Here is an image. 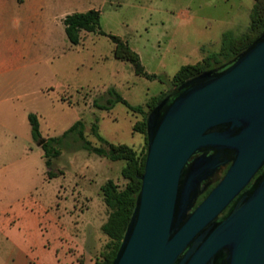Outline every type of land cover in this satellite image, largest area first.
Segmentation results:
<instances>
[{
  "label": "rangeland",
  "instance_id": "374dc122",
  "mask_svg": "<svg viewBox=\"0 0 264 264\" xmlns=\"http://www.w3.org/2000/svg\"><path fill=\"white\" fill-rule=\"evenodd\" d=\"M256 1L70 0L71 6L51 8L69 14L99 11L100 29L126 41L144 70L158 76L155 80L114 59V45L105 36L88 33L72 45L62 19L10 23L16 40L27 37L28 53L0 77V255L17 258L29 251V264L35 255L48 258L55 250L61 264L101 259L108 239L100 228L109 209L98 190L108 179L125 184L124 162L81 149L70 136L54 148L59 154L48 168L38 143L60 137L80 120L93 147L101 144L91 132L95 128L110 143L144 152V134L133 131L142 116L120 102L108 110L97 107L105 105L107 91L149 112L173 89L171 80L182 66L211 59L221 51L224 36L235 39L249 30ZM217 65L211 61L204 71ZM30 113L39 122L38 141L31 136ZM49 170L55 176L48 177Z\"/></svg>",
  "mask_w": 264,
  "mask_h": 264
},
{
  "label": "water",
  "instance_id": "95a60500",
  "mask_svg": "<svg viewBox=\"0 0 264 264\" xmlns=\"http://www.w3.org/2000/svg\"><path fill=\"white\" fill-rule=\"evenodd\" d=\"M146 143L140 191L110 264L264 263V171L241 193L264 163V32L223 70L159 100L146 115ZM204 151L213 154L188 166ZM227 156L226 174L191 211Z\"/></svg>",
  "mask_w": 264,
  "mask_h": 264
},
{
  "label": "trees",
  "instance_id": "16d2710c",
  "mask_svg": "<svg viewBox=\"0 0 264 264\" xmlns=\"http://www.w3.org/2000/svg\"><path fill=\"white\" fill-rule=\"evenodd\" d=\"M250 19L251 24L249 30L235 39H230L224 36L221 51L215 54L211 59L207 58L204 59L203 62L182 66L171 80L173 89L181 82L203 72L204 67L211 61L218 65L224 64L225 62H222V59H225V57L232 55L229 60H233L241 52L247 49L253 41L264 32V0L256 1V4L251 11ZM99 22L100 14L99 11L95 9L69 14L63 19L65 35L72 45L80 44V33L82 31L105 36L114 45L113 56L115 59L130 63L137 76L144 77L148 80L157 79V75L149 74L144 70L139 55L126 41L117 36L103 32L100 29ZM173 89L164 94L163 98L169 96ZM107 96L108 99L106 100L105 105H97V107L108 110L113 107L115 103L120 102L124 104L130 112L142 116V120L133 125V131L144 134V152L137 154V152L128 145L110 143L101 138L97 134L95 128H92L91 132L101 144L98 147H93L84 136V125L80 120L75 121L60 137L47 138L42 144V148L45 149L43 157L45 158V164L48 168L52 166V159L59 154V150H54V148L59 145L62 146L64 140L70 136L76 137L77 141L81 144V149L110 161L124 162V166L120 170V175L125 181V184L122 187H119L113 180H108L100 188L103 202L109 209L107 220L101 225L100 230L103 235L107 237L108 243L106 244L107 251L103 253L101 259L95 260L93 264H110L118 250L120 241L125 233L135 207L137 195L140 191V177L144 171L147 150L146 115L148 112H144L141 106H131L122 97L117 95L113 89L107 91ZM156 102L157 101H154V103H152L151 109L156 105ZM28 122L31 128L32 138L36 141L40 140L41 136L37 116L30 113L28 115ZM47 176L53 177L55 176V173L49 170Z\"/></svg>",
  "mask_w": 264,
  "mask_h": 264
},
{
  "label": "crops",
  "instance_id": "0c3cea01",
  "mask_svg": "<svg viewBox=\"0 0 264 264\" xmlns=\"http://www.w3.org/2000/svg\"><path fill=\"white\" fill-rule=\"evenodd\" d=\"M69 1L70 0H0V77H3V75L18 67L23 61V55L28 53L27 37L24 38L21 36L19 41L16 40L10 30L9 24L43 22L47 17H51L54 21H57V19L63 20L69 13L61 12L60 10L56 11L51 8L71 6L72 3ZM87 34V32L82 31L80 33L81 38ZM104 183L99 186V194H101L100 188ZM29 250L33 254L32 249L29 248ZM48 251H50V249H48ZM44 253L46 252L44 251ZM47 256L48 258H45L46 256L39 257L35 255L34 259H32V264H48V261L52 259L54 260L53 264H61V262H63V259L61 260V258H59L56 250L51 255L48 253ZM28 260L30 261L29 251H24V253L17 258H13L12 254L5 257L0 255V264H29Z\"/></svg>",
  "mask_w": 264,
  "mask_h": 264
},
{
  "label": "flooded vegetation",
  "instance_id": "af4514ba",
  "mask_svg": "<svg viewBox=\"0 0 264 264\" xmlns=\"http://www.w3.org/2000/svg\"><path fill=\"white\" fill-rule=\"evenodd\" d=\"M229 65V62L228 63H224V64H220V65H217L209 70H206V71H210V70H215V71H221L223 70L224 68H226L227 66ZM204 72V71H203ZM172 94V93H171ZM171 94L167 97H170ZM166 98V97H164ZM163 99V98H162ZM202 153L206 154V155H211L213 154V151H209V152H197L195 153L189 160H188V166L192 163V161L199 157L200 155H202ZM215 153H220L219 151H216ZM231 160V157L230 156H227L225 157L224 159V164H221L215 171L214 173L208 177L206 180L202 181L201 185H200V194L198 195L197 197V200H196V203L193 207V209L191 211H193L195 209V207L197 205H199L204 199L205 197L209 194V192L221 181V179L224 177V175L226 174L228 168L230 167L232 161ZM229 161V162H228ZM264 171V163L262 165V167L255 173V175L251 178L250 180V183L241 191L244 192L246 189L249 188V186L255 182L256 179H258V177L262 174V172ZM238 197V195H237ZM236 197V198H237ZM236 198H234L230 203L229 205L218 215V219L221 220L222 218H224L228 211L230 210L231 206L234 204ZM217 264H226V263H217ZM264 264V263H262Z\"/></svg>",
  "mask_w": 264,
  "mask_h": 264
}]
</instances>
